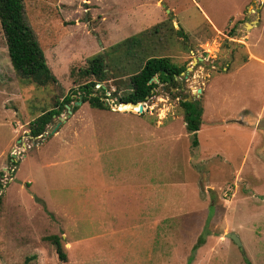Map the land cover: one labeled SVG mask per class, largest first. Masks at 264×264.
<instances>
[{
    "label": "rangeland",
    "instance_id": "1",
    "mask_svg": "<svg viewBox=\"0 0 264 264\" xmlns=\"http://www.w3.org/2000/svg\"><path fill=\"white\" fill-rule=\"evenodd\" d=\"M24 2L58 83L19 77L0 21V264H63L52 234L68 264H264V0ZM147 29L140 49L186 65L182 85L120 109L114 69L96 84L109 107L82 101L90 57ZM185 97L204 108L196 147Z\"/></svg>",
    "mask_w": 264,
    "mask_h": 264
},
{
    "label": "trees",
    "instance_id": "2",
    "mask_svg": "<svg viewBox=\"0 0 264 264\" xmlns=\"http://www.w3.org/2000/svg\"><path fill=\"white\" fill-rule=\"evenodd\" d=\"M0 21L11 63L19 77L35 82L37 85L58 83L57 76L48 64L44 49L28 21L24 0H0ZM164 23L166 21L155 25L152 28L153 33L158 34ZM171 26L177 36L186 41L189 39V35L183 28L176 30L173 24ZM149 30L151 29L124 39L105 53H98L90 57L88 67L83 69L81 74L87 77L88 75L92 76L95 79L87 80L79 86L78 91L82 95V101L89 102L94 108H108L106 98L109 96L105 92V85L96 88V84L108 79L110 70L114 69L115 72L119 69V71L123 70L124 73L129 74L126 90L120 95L112 93L110 96V98L117 97L118 102L116 103L118 104L128 101L145 102L160 82L165 83L170 89L182 85L180 78L183 73L187 72L186 65H179L168 55H147L140 49L144 43L140 38ZM121 58L127 59V64L122 63ZM107 68L111 69L107 70ZM77 93V90L72 92V94ZM72 94L66 95L63 101L56 102L53 109L43 112L34 119L30 123V134L34 137L42 135L47 130V126L52 123L54 115H59L67 107V104H71ZM181 105L184 108L187 130L194 136L192 146L196 147L199 144L197 134L203 123L204 108L199 99L189 100L188 97L181 100ZM76 108L74 106V110ZM119 108L137 109L131 104H120ZM2 187L3 183L0 181V190ZM45 239L55 246L61 262L68 264L62 236L52 234L46 236ZM246 261V264H251L248 260Z\"/></svg>",
    "mask_w": 264,
    "mask_h": 264
},
{
    "label": "water",
    "instance_id": "3",
    "mask_svg": "<svg viewBox=\"0 0 264 264\" xmlns=\"http://www.w3.org/2000/svg\"><path fill=\"white\" fill-rule=\"evenodd\" d=\"M248 26H251V23H247ZM189 69H191L192 67H188ZM199 92H201V89L199 90ZM80 99L82 100V96H80ZM189 100H192V99H189ZM121 104L123 105H126V104H131L133 107H138V110L140 112H143L144 111V102H134V101H128V102H121ZM67 108L69 109V112H71V105H66ZM36 199L41 202L42 200L41 199H38L36 197ZM226 237L230 238V239H233L234 241H236L238 243V245H241L242 242L239 238V236L237 235V233L235 232H227L226 234Z\"/></svg>",
    "mask_w": 264,
    "mask_h": 264
},
{
    "label": "crops",
    "instance_id": "4",
    "mask_svg": "<svg viewBox=\"0 0 264 264\" xmlns=\"http://www.w3.org/2000/svg\"><path fill=\"white\" fill-rule=\"evenodd\" d=\"M252 25V24H251Z\"/></svg>",
    "mask_w": 264,
    "mask_h": 264
}]
</instances>
